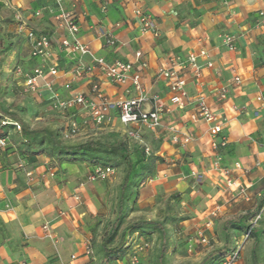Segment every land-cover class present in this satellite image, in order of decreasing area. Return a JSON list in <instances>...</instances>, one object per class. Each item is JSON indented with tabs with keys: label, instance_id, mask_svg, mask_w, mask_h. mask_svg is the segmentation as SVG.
Returning a JSON list of instances; mask_svg holds the SVG:
<instances>
[{
	"label": "crops",
	"instance_id": "obj_1",
	"mask_svg": "<svg viewBox=\"0 0 264 264\" xmlns=\"http://www.w3.org/2000/svg\"><path fill=\"white\" fill-rule=\"evenodd\" d=\"M60 10L74 15L78 25L75 36L58 26L56 15ZM137 10L151 17L157 36L141 32ZM260 10H264V0H0V24L6 27L0 30V85L5 88V103L14 102V111L31 129L56 126L63 134L75 123L77 132L65 142H78L103 132L124 138L133 146H147L153 156L164 162L156 164V179L139 189L137 201H149L159 181L177 188L194 178L211 206L199 216L195 213L200 226L204 227L207 214L216 203L219 205L220 212L207 235L213 236L214 249L220 248L224 244V223L256 215L264 203V108L256 101L260 95L264 98V30L256 23ZM29 31L44 34L53 42L43 78L37 80L33 92L25 91V80L39 60L31 57ZM224 35L234 37L233 49L223 44ZM64 39L87 45L94 57L109 63H133L144 92L160 95L168 106L167 84L158 72L169 67L173 57L185 58L205 49L212 67L203 68L199 80L185 76L192 104L184 111L164 115L155 132L130 126L140 135V143H134L124 135L126 128L119 123L115 111L107 112L109 121L96 128L85 108L76 106L65 112L53 108V94L61 100L82 94L98 104L91 91L94 84L107 101L135 95L130 82L110 83L88 57L82 58V72L77 76L75 70L81 57L60 46ZM136 52L141 53L140 60L135 59ZM140 63L146 67L141 68ZM49 66L57 67L55 77L47 72ZM234 77L240 79L239 84L233 83ZM223 88L224 101L219 96ZM198 97L205 99L222 125L227 145L216 154L220 167L230 171L229 176L240 184L242 193L227 189L224 176L214 169L208 125L185 119V113L194 110L193 101ZM24 103L27 107H23ZM171 125L180 136L191 135L192 141L173 144L168 131ZM79 166H56L45 157L35 165L21 159L14 148L0 147V222L4 226L0 224V264H71L73 254L82 262L101 264L103 236L92 232L98 210L88 205L85 197V186L91 183L79 187L83 182L77 181ZM50 169L55 170L52 177ZM86 169L88 175L91 168ZM66 174L77 181L72 189L63 183ZM74 193L81 197L79 204L73 201ZM61 212L66 216H60ZM251 218L243 224H249ZM196 224H192L194 231L198 229ZM185 226L181 230L189 228ZM230 233L232 246L233 242L242 245L234 264H264V213L249 241L239 230ZM143 261L138 254V264Z\"/></svg>",
	"mask_w": 264,
	"mask_h": 264
},
{
	"label": "built area",
	"instance_id": "obj_2",
	"mask_svg": "<svg viewBox=\"0 0 264 264\" xmlns=\"http://www.w3.org/2000/svg\"><path fill=\"white\" fill-rule=\"evenodd\" d=\"M135 13L141 25V32H150L154 36H157L156 27L151 17L140 10H137ZM56 20L58 22V26L62 29H65L71 35L75 36L78 33V25L74 15L71 12L60 10L56 15ZM256 23L264 30V10H260L258 12ZM27 38L31 43V57L37 58L39 60L38 65L32 70V73L28 75L25 80V91L33 92L36 90L37 80L43 78L45 68L48 65L49 51L53 42L50 37L44 34H36L33 31H29L27 33ZM222 38L223 44L229 49H233L234 37L224 35ZM110 42L112 44L114 43L112 40ZM60 46L62 48H68L72 53H79L81 58L75 70L77 76L81 75L82 72V58L88 57L91 59L93 67L98 69L101 75L110 83L124 85L125 83L130 82L135 95L129 98H120L115 101H107L103 97L99 86L94 84L91 88V91L99 101L98 104L89 101L82 94H75L67 100H61L58 95L53 94V108L59 112H65L68 109L76 106L85 108L89 111L91 122L96 128H101L106 122L109 121L107 112L115 111L117 112L119 123L126 128L124 135L129 139H132L134 143H140V135L136 133V131L129 129L130 126H142L150 132H155L161 126L164 115L169 113L172 114L175 111H184L187 106L192 104V102L188 100L185 76L190 75L193 79L199 80L201 78L202 69L212 67L209 54L205 49H200L197 52L189 53L185 58H180L179 56L173 57L170 66L158 72V77L163 79L167 84L169 95L168 99L171 105L168 106L162 100L160 95L153 94L149 96L144 92V88L140 82V75L134 73L133 71V63L122 61H114L109 63L103 58L94 57L87 45L81 44L76 40L70 43L67 39H64L61 41ZM134 56L136 60H140L141 53L136 52ZM140 67L145 68L146 64L140 63ZM47 72L50 76L55 77L58 73V70L56 66H49L47 68ZM233 83L239 84L240 79L238 77H234ZM49 86L50 85L48 84V87ZM65 89L69 90L70 86L66 84ZM219 94L220 99L224 101L226 99V90L224 88L221 89ZM256 101L264 108V98L261 95L256 98ZM193 105L194 110L187 112V114L185 113L186 121L192 124L203 122L208 125L207 131L210 137L209 145L211 150L215 153L213 167L214 169L220 171V173L224 176L225 186L227 189L242 193L243 189L240 184L229 176L230 171L220 167V157L216 154V152L219 149L226 147L227 138L222 132V125L218 121L216 113L210 109L203 97L196 98L193 101ZM16 129H19V127L16 126ZM77 129L78 128L76 124L71 123L68 126V130L63 132L62 139L66 141L70 136L77 132ZM168 131L170 133V141L173 144L185 145L192 141L191 135L180 136L178 129L174 125L169 126ZM4 145L5 141L1 139L0 147H4ZM139 147L143 149L146 156L151 154L150 149L147 146ZM54 173L55 170L50 169V177H52ZM113 173L114 169L110 167L96 166L86 176L85 180L79 185V187H83L88 183L92 184L93 182L105 181L111 175H113ZM26 175L27 177H30L31 174L27 173ZM155 179L156 177L150 181ZM72 198L77 204L81 202V197L78 193H74ZM219 212V207L212 209L205 218L204 227L201 232L197 231L196 235L201 243H206L207 239L204 235V231L212 227L213 220L218 216ZM263 213L264 203L260 207L258 213L249 222V229L243 235L244 240L250 237L252 230L261 220ZM60 216H66V214L61 212ZM44 229L47 232V236L50 237L51 235L47 230V226H44ZM137 238L138 243L131 244V252L127 256L128 264H138L139 252L149 246V243L140 238L138 235ZM128 243L130 245L131 242ZM241 248L242 245L237 243L231 256L221 264H234L239 256ZM86 254H89V251H87ZM70 263L88 264L80 261V256L75 254L71 255Z\"/></svg>",
	"mask_w": 264,
	"mask_h": 264
},
{
	"label": "rangeland",
	"instance_id": "obj_3",
	"mask_svg": "<svg viewBox=\"0 0 264 264\" xmlns=\"http://www.w3.org/2000/svg\"><path fill=\"white\" fill-rule=\"evenodd\" d=\"M6 29V27L0 24V30ZM30 97V96H29ZM23 107H27L24 103ZM46 128L56 131L58 127L52 126ZM100 133V132H99ZM92 135L90 137L83 138L76 141H67L68 144L84 143L90 140H97L101 143L111 145L113 143H123L124 146L129 147V151H132L134 146L130 145L125 141L124 138H120L114 134H103ZM9 139L13 136V129L9 128L6 131ZM90 135V134H89ZM83 137V136H82ZM110 159L116 162L114 166V173L107 180L100 182H93L90 185L85 186L86 200L88 205H94L98 210L96 214L97 219L94 221L95 231L97 235L104 236L115 218L117 197L119 185L126 172V163L119 155H110ZM89 167L86 163L85 166L77 168L79 180L84 181L87 175V169ZM75 176V175H74ZM73 176L66 174L65 185L72 189L74 181ZM72 184V185H71ZM235 193V192H227ZM207 198L203 194V190L200 189V183L194 178L185 181L181 187L173 188L171 183L159 181V184L154 188L153 197L149 201L142 202L136 201L130 204V208L125 210V220L123 221L122 227L118 230L117 235L112 243L108 244V247H120L123 250L125 242H131V244H137V235H133L130 230L131 225L142 221H151L161 224L165 229L166 234V250L163 257V264H200L203 259L214 249L213 236L209 238L204 231V235L207 239L206 243H201L196 233L203 229L199 225L198 217L204 211L211 206L206 203ZM93 207V206H92ZM214 207H219L218 203ZM198 213V216H195ZM196 224L197 230H193L192 224ZM186 227L185 230H181V227ZM211 229V228H210ZM208 229V230H210ZM215 233V231H213ZM145 236L149 241V246L139 252L144 257L142 264H157V256L160 251V245L162 240V234L159 230L146 229ZM249 241V238L245 241ZM119 259V262L124 264L123 258ZM116 264V263H113Z\"/></svg>",
	"mask_w": 264,
	"mask_h": 264
},
{
	"label": "trees",
	"instance_id": "obj_4",
	"mask_svg": "<svg viewBox=\"0 0 264 264\" xmlns=\"http://www.w3.org/2000/svg\"><path fill=\"white\" fill-rule=\"evenodd\" d=\"M5 88L0 85V140L5 141L4 148L9 150L14 148V152L28 163L35 164L41 157H45L50 163L56 166L61 164H88L91 170L96 166L110 167L114 169L116 162L110 159V155H119L126 163V172L119 185L115 218L111 223L108 232L101 241V264H111L119 262L123 258L128 264V254L132 247L128 241L125 242L123 250L120 247L110 248L108 244L115 239L118 230L125 220V210L129 209L132 202H136L139 197V189L156 174V164L164 162L161 158L150 154L146 156L139 146H134L132 151L123 143H113L107 145L97 140H90L84 143L68 144L62 139L59 130L53 131L48 128H29L14 111L16 104L13 102L6 105ZM16 126L19 129H16ZM13 129V136L9 139L6 131ZM9 144V145H8ZM220 151V149L218 150ZM91 172V171H90ZM89 172V173H90ZM253 216V217H252ZM255 215H245L237 220L224 223L221 234H224V244L222 247L212 250L200 264H221L233 253L237 243L232 246L231 230H239L242 236L249 229V224L244 225L243 221L254 218ZM3 226V223L0 222ZM159 230L162 234L160 251L157 256V264H163V257L166 250V234L164 227L155 222L142 221L131 225L130 230L133 235L147 241L146 229ZM254 234V229L250 237ZM249 237V238H250ZM233 247V248H232Z\"/></svg>",
	"mask_w": 264,
	"mask_h": 264
}]
</instances>
